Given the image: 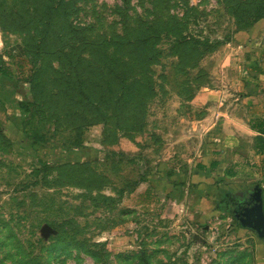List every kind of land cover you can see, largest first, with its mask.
Segmentation results:
<instances>
[{
	"label": "rangeland",
	"instance_id": "374dc122",
	"mask_svg": "<svg viewBox=\"0 0 264 264\" xmlns=\"http://www.w3.org/2000/svg\"><path fill=\"white\" fill-rule=\"evenodd\" d=\"M256 9L0 0V264H259L197 151Z\"/></svg>",
	"mask_w": 264,
	"mask_h": 264
},
{
	"label": "crops",
	"instance_id": "0c3cea01",
	"mask_svg": "<svg viewBox=\"0 0 264 264\" xmlns=\"http://www.w3.org/2000/svg\"><path fill=\"white\" fill-rule=\"evenodd\" d=\"M237 37L235 61L229 64L233 58L226 56L231 74L222 83L227 87L208 105L204 143L197 151L210 176L226 181V193L242 196L259 185L264 208V18ZM198 175H192L193 182L201 180ZM257 239L263 246L259 264H264V241Z\"/></svg>",
	"mask_w": 264,
	"mask_h": 264
},
{
	"label": "water",
	"instance_id": "95a60500",
	"mask_svg": "<svg viewBox=\"0 0 264 264\" xmlns=\"http://www.w3.org/2000/svg\"><path fill=\"white\" fill-rule=\"evenodd\" d=\"M244 212L242 217L238 218L239 225L242 228L254 232L260 240L264 241V208L262 189L259 185H254L252 190L245 193ZM236 217V216H235Z\"/></svg>",
	"mask_w": 264,
	"mask_h": 264
},
{
	"label": "trees",
	"instance_id": "16d2710c",
	"mask_svg": "<svg viewBox=\"0 0 264 264\" xmlns=\"http://www.w3.org/2000/svg\"><path fill=\"white\" fill-rule=\"evenodd\" d=\"M252 3L255 6H257V9L254 11L255 16H254L252 22L247 26L248 28L242 29L240 31H244V30H248V29L252 28L255 25V23L258 22V20L264 18V0H252ZM258 3H260L259 5L261 6L259 10H258ZM2 14H3V17H5L7 19L8 15L6 13H2ZM7 20L9 21V19H7ZM0 75L4 76L6 78L12 79L11 72L8 70L7 66H4V64L0 65ZM76 85L79 86L80 88L83 87L82 82H80L79 80H77ZM24 110L27 111L28 108H24ZM215 165H216L215 162L212 163V167ZM229 195H230V198H229ZM226 197H228L231 200H234L236 197H238V195L226 193Z\"/></svg>",
	"mask_w": 264,
	"mask_h": 264
},
{
	"label": "flooded vegetation",
	"instance_id": "af4514ba",
	"mask_svg": "<svg viewBox=\"0 0 264 264\" xmlns=\"http://www.w3.org/2000/svg\"><path fill=\"white\" fill-rule=\"evenodd\" d=\"M244 198L245 197L238 196L234 200H231L229 204V207H232L230 210L237 221L238 218L242 217V213L244 212V202H240L244 200Z\"/></svg>",
	"mask_w": 264,
	"mask_h": 264
}]
</instances>
